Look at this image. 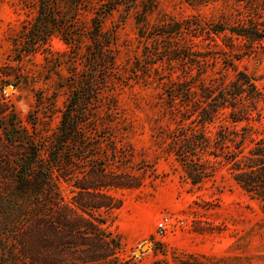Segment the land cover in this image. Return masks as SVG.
I'll return each mask as SVG.
<instances>
[{"label": "rangeland", "instance_id": "rangeland-1", "mask_svg": "<svg viewBox=\"0 0 264 264\" xmlns=\"http://www.w3.org/2000/svg\"><path fill=\"white\" fill-rule=\"evenodd\" d=\"M109 1L0 0V67L12 73L8 85L0 79V99L14 105L36 138L59 125L70 85L88 67L95 17ZM151 3L145 16L144 4L128 9L122 3L103 19V30L114 37L115 65L94 108L97 127L107 136L101 147L111 153L106 143L112 142L118 154L127 148L124 166L143 180L139 187L109 189L122 200L120 207L103 211L107 229L121 240L119 259L122 264H264V201L236 182L224 155H206L211 163L216 160L214 171L193 184L183 161L167 149L182 128L215 137L220 125H247L246 155L264 137V40L253 48L230 46L223 33L211 30L226 13L245 20L251 15L264 30V0ZM40 16L46 25L33 45L31 31ZM174 22H182L181 33L165 34L163 24ZM185 44L206 54L203 66L189 62ZM238 71L250 75L262 93L251 118L235 125L231 109L224 108L212 122H199L194 104L200 82L230 83ZM61 190L70 196V183L62 182ZM164 216L172 225L159 235Z\"/></svg>", "mask_w": 264, "mask_h": 264}, {"label": "trees", "instance_id": "trees-1", "mask_svg": "<svg viewBox=\"0 0 264 264\" xmlns=\"http://www.w3.org/2000/svg\"><path fill=\"white\" fill-rule=\"evenodd\" d=\"M122 3L128 9L144 4V16L153 6L151 0H110L102 6L95 17L88 67L71 83L72 95L50 135L36 138L14 105L0 99V264H122L121 240L107 229L103 211L122 204L109 189L139 187L143 180L125 168L127 148L118 154L112 142L106 143L112 147L111 153L101 147L107 136L94 118L108 69L115 65L111 47L114 37L103 30V19ZM232 17V13L223 14L211 27L224 34L228 45L248 44L253 48L264 40L261 23L253 16L247 20ZM39 18L31 31L33 45L42 38L46 25L44 18ZM163 27L165 34L181 33L182 22ZM183 50L189 62L199 66L206 62V54L197 53L190 44ZM5 69L0 67V79L8 85L12 73ZM97 73L101 74L96 78ZM199 86L194 112L198 110L201 123L212 122L224 108L231 109L229 117L235 125L249 120L262 97L244 71H238L230 83L214 86L200 82ZM250 138L247 125L240 129L220 125L215 137L200 128H182L167 149L183 161L193 184L214 171L216 160L211 163L204 159L206 155H224V164L234 171L236 182L264 201V137H259L246 155L245 143ZM62 182L70 183L68 197L62 193Z\"/></svg>", "mask_w": 264, "mask_h": 264}, {"label": "built area", "instance_id": "built-area-1", "mask_svg": "<svg viewBox=\"0 0 264 264\" xmlns=\"http://www.w3.org/2000/svg\"><path fill=\"white\" fill-rule=\"evenodd\" d=\"M180 224H183V221H179ZM158 234L163 235L167 229L172 225V221L169 216H164L158 221Z\"/></svg>", "mask_w": 264, "mask_h": 264}, {"label": "water", "instance_id": "water-1", "mask_svg": "<svg viewBox=\"0 0 264 264\" xmlns=\"http://www.w3.org/2000/svg\"><path fill=\"white\" fill-rule=\"evenodd\" d=\"M8 89H10V88H8Z\"/></svg>", "mask_w": 264, "mask_h": 264}]
</instances>
